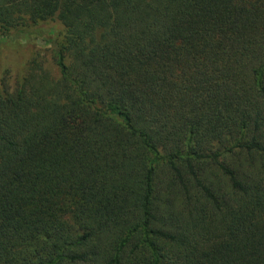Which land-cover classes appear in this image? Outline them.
I'll return each instance as SVG.
<instances>
[{
    "label": "trees",
    "instance_id": "1",
    "mask_svg": "<svg viewBox=\"0 0 264 264\" xmlns=\"http://www.w3.org/2000/svg\"><path fill=\"white\" fill-rule=\"evenodd\" d=\"M52 19L57 76L0 81V264H264V0H0Z\"/></svg>",
    "mask_w": 264,
    "mask_h": 264
},
{
    "label": "rangeland",
    "instance_id": "2",
    "mask_svg": "<svg viewBox=\"0 0 264 264\" xmlns=\"http://www.w3.org/2000/svg\"><path fill=\"white\" fill-rule=\"evenodd\" d=\"M65 29L57 20H45L23 29L0 30V81L14 89L24 75L28 63L37 59L52 75L58 71L54 63L57 45L64 40Z\"/></svg>",
    "mask_w": 264,
    "mask_h": 264
}]
</instances>
